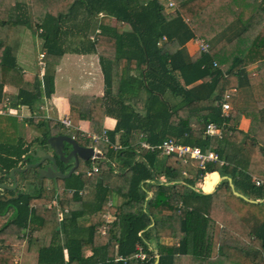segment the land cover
Wrapping results in <instances>:
<instances>
[{
	"label": "trees",
	"instance_id": "trees-1",
	"mask_svg": "<svg viewBox=\"0 0 264 264\" xmlns=\"http://www.w3.org/2000/svg\"><path fill=\"white\" fill-rule=\"evenodd\" d=\"M165 1L31 0L28 8L0 0V109L6 108L1 96L9 82L21 87L15 104L31 108L43 99L41 85L48 95L54 90L47 63H39L46 71L42 78L27 79L17 62L25 32L42 29L47 62L68 52L99 56L104 95L73 94L69 101L89 121L92 135L109 139L92 176V160L81 159L69 178L51 179L55 186L39 177L42 165L16 172L15 190H0V264H28L26 240L30 248L38 245L37 264H204L213 253L216 223L224 224L217 256L226 264H264V0H174L173 12ZM197 38L207 51L188 48ZM81 71L90 75L79 65L69 70L75 79ZM25 80L33 81L31 92ZM232 88L233 102L245 90L253 105L231 102L225 116L221 102ZM107 115L117 119L114 129L105 128ZM243 116L250 119L247 131L237 126ZM27 121L35 126L34 118ZM209 122L225 124L222 138L205 135ZM36 125L40 130L46 123ZM52 135L50 127L38 147ZM168 138L212 150L226 164L202 166L189 155L142 147L143 141L158 145ZM81 140L92 142L85 133ZM37 150L21 137L0 142V171L9 176L12 168L34 162L30 153ZM60 168L66 173L69 165ZM214 171L231 178L234 188L228 179L209 194L196 186ZM19 176L37 179L36 192ZM205 178L213 188L220 180L216 172ZM9 194L18 197L5 199Z\"/></svg>",
	"mask_w": 264,
	"mask_h": 264
},
{
	"label": "crops",
	"instance_id": "crops-1",
	"mask_svg": "<svg viewBox=\"0 0 264 264\" xmlns=\"http://www.w3.org/2000/svg\"><path fill=\"white\" fill-rule=\"evenodd\" d=\"M21 2L26 4V2L24 1H21ZM113 19L116 20L115 18ZM113 26H116V25H113ZM98 32H100V28H97L95 30V33H98ZM95 33H92L91 35ZM92 37L93 36H91V38ZM31 41L35 44L36 47L42 46V39L40 37V34L36 33L33 35L31 31L28 29L25 32V35L20 42L17 62H18L19 67L22 69V72L26 75L25 77L27 79H31V76L36 75V74L41 76L42 78L43 74L46 73V71L42 70L39 65V60H40L39 55L40 53L43 52V50H41L40 48L37 56L33 54ZM187 46L189 49L194 50L195 48H197L198 45L193 41H189V43H187ZM45 62L48 64V68H47L48 74H50V76H53L54 78V90L50 93V95H48L49 92L47 88L41 85L39 90L41 91V95L43 96V99H39V101H37L35 108H31L30 106L24 105V104L16 105L15 104L16 96L18 94V90H20L21 87L19 86L18 83H12L14 85H10V82H9L7 85L4 86L3 94L1 96V102L2 104H4V106H6V108L0 109V116L19 117L21 119L20 125L22 127L21 138H23L26 142H28L27 139L28 137L32 135L33 132L37 134V137L38 135L40 136L41 134L39 133L38 129L36 130L37 132L33 130L31 125L28 123L27 119H29L30 117L37 116L36 121L43 122L45 121L44 120L45 117H48L50 120L51 118L53 119V115L55 116V118L57 117L54 121L57 120L61 122L63 120H70L71 126L69 127L65 126V128H67L68 130L70 128L75 130V132H72V131L70 132L68 130H64V128L52 127L54 126L52 121H51L52 124L51 122L46 123L47 125L51 124L50 127L52 128V131L55 132V134H58L59 132L69 133L72 136H75L79 141H82L81 138H84V133L85 134L90 133V123L88 120H82L80 118L79 107L77 105L71 104L69 101V97L73 94L74 95L75 94L91 95V96H99V97L104 95L106 85H105L104 75L102 72V67L100 64V58L95 53L78 54V53L68 52V53H65L62 56V58H60L58 61L54 60L51 62H47V60L45 59ZM78 65L80 66L81 69L85 68L87 71H89L91 75L90 79L85 80L84 82H80L72 77L71 72H69L70 67H75ZM255 72H256L255 67L249 68L250 75H253ZM92 78H93L92 84H89V80H91ZM23 86H25V89L28 92H31V90L35 87V85L33 84V81H29V80H25ZM236 98L238 99L234 101L235 103L239 104V101H242L244 108L247 107V102L245 101H248V99H247V94L245 90L240 91L237 94ZM249 101H248L249 104L253 105V103H251V99H249ZM38 107L40 108V110L42 111L45 110L46 112L39 114L37 111ZM18 110H23V112L21 114L14 115V111H18ZM40 116L43 117L42 120H39L38 117ZM5 121L6 120H4L3 122L5 123ZM116 123H117V119L112 116L107 115L104 118V126L107 129H110V130L114 129L116 126ZM34 125L37 126L36 123ZM237 126L239 129L247 131L250 127V119L243 116L240 122L237 124ZM58 129H60V131H58ZM78 131H80V135ZM38 146L39 144L37 145L36 149H40L42 147V146L41 147H38ZM216 173L219 175V177L221 176L220 172H216ZM253 178L256 179L255 174L253 175ZM205 179H206V182H208V187L206 186L205 188L210 189V187L212 186L211 181L209 178H205ZM10 185L12 184L10 183ZM218 185H216L213 189L215 190L218 187Z\"/></svg>",
	"mask_w": 264,
	"mask_h": 264
},
{
	"label": "rangeland",
	"instance_id": "rangeland-1",
	"mask_svg": "<svg viewBox=\"0 0 264 264\" xmlns=\"http://www.w3.org/2000/svg\"><path fill=\"white\" fill-rule=\"evenodd\" d=\"M19 1H24V2H26V4L28 5V8H29V6H30V3H31V0H19ZM165 1V0H164ZM166 2V1H165ZM176 4V3H175ZM166 8V7H165ZM176 9H178V6H177V4H176V7H171V8H166V10H167V12H173V11H175ZM101 15V14H100ZM102 16V15H101ZM116 23H117V21L116 20H114V19H112L111 20V25L113 26V25H116ZM33 26L34 27H36L35 25H34V23H33ZM31 30V29H30ZM3 32H5V31H3ZM2 32V33H3ZM31 33H32V31H31ZM33 34V33H32ZM90 34H92V33H90ZM89 34V35H90ZM91 36H93L94 37V34L93 35H91ZM22 37H23V35H22ZM33 40H34V38H33ZM31 45H32V49H33V51H32V53L33 54H35L36 56L38 55V53H39V50H40V48L41 47H36L35 46V44L31 41ZM45 59V58H44ZM39 68V67H38ZM40 68H41V66H40ZM77 78V77H76ZM88 79H90V75H87V73H83V71H81V75H80V77L78 78V79H76V80H78V81H80V82H84L85 80H88ZM92 80L93 79H91V80H89V84H92ZM13 81V80H12ZM60 91H62V90H60ZM236 95V94H235ZM232 101H233V99H232ZM234 106H233V104H232V108H233ZM38 113L40 114V113H45L46 111L44 110V111H42V110H40V108L38 107ZM23 112V110H18V114H21ZM39 118V120H42L43 119V117H38ZM46 118V117H45ZM44 118V122L45 123H50L51 121L53 122V125L54 126H52V127H56V128H64V130H68L67 128H65V126L64 125H61L60 124V121H54L56 118H55V116L53 115V119L51 118V120H48V119H45ZM4 120H6L5 121V123L3 122ZM20 118L19 117H8V116H0V142H3V143H6V144H13L17 139H19L20 137H21V133H22V127H21V125H20ZM52 122H51V124H52ZM35 123H37V121H36V118H35ZM51 124H49V125H47L46 124V126L43 128V129H38L36 126H32L31 125V127L33 128V130L34 131H36L37 129L39 130V133H41L40 134V136L38 135V137H37V134L36 133H32V135L30 136V137H28V139H27V141L31 144V149H36V147H37V145L40 143V139H42L43 138V132H45L46 130H48V128H50V125ZM56 128H54V129H56ZM43 131V132H42ZM68 131H72V132H75V130L74 129H72V128H70ZM37 132V131H36ZM91 144H94L95 146H97L98 148H100L103 152H104V150H105V146H107V142L105 141V140H102V139H99V140H95L94 142H90ZM67 148H69V145L67 144ZM35 159H37V158H34V160ZM263 162V161H262ZM31 163V162H30ZM264 163V162H263ZM262 163V164H263ZM48 165V163H45L44 165H43V167H45V166H47ZM255 166L258 168V167H262L261 165H256L255 164ZM263 171H264V167H263ZM30 173H32V172H30ZM214 173V172H213ZM206 176V175H205ZM221 178H222V176H220V180H221ZM18 179H19V181H20V179L22 180V182L24 181V182H26L25 184H26V186H27V190L29 191V192H33V193H35L36 192V190H35V188H34V183L37 181V179H34L33 177L30 179V178H27V179H23V178H21V176H19L18 177ZM2 180H5V182L8 184V185H10V183H12L13 184V178L12 177H9V176H7L6 174H3V172H1L0 171V184H2V183H4V182H1ZM220 180L218 181V184H219V182H220ZM18 182V181H17ZM21 182V183H22ZM48 182V185L49 186H55L56 185V183H55V181H51V179H48V178H46V183ZM205 182H206V179L204 178V180L203 181H201V182H199L196 186L197 187H201L202 189H204L205 187H206V184H205ZM217 184V185H218ZM13 186V185H12ZM212 186L210 187V189L209 188H205L206 190H212ZM2 188H0V190H1ZM214 190V189H213ZM0 192H3V191H0ZM8 197H10L11 195L9 194V195H7ZM14 196V195H13ZM118 198V195H117V193L115 192L114 193V195H113V197H112V200H113V202L115 203V201H116V199ZM217 224V227L214 229V232H213V253H212V256H211V258H209V260H204V264H226L224 261H223V259H221L219 256H217L218 255V253H217V247H218V233L220 232L219 230H220V227L222 226V225H224V224H218V223H216ZM219 225V226H218ZM25 239H28V238H25ZM28 240H26L25 241V243L23 242L22 244H24V249H23V258H24V260H25V263H28V264H37V257H38V251H37V249H38V245H37V243H36V241H35V243H33L31 246V248H30V246L28 245V242H27ZM165 242H167V243H169V244H171L172 242H173V240H171V239H166L165 240ZM171 242V243H170ZM27 256V257H26ZM18 257V256H17ZM22 260H23V258L22 257H20ZM24 262V261H23Z\"/></svg>",
	"mask_w": 264,
	"mask_h": 264
},
{
	"label": "water",
	"instance_id": "water-1",
	"mask_svg": "<svg viewBox=\"0 0 264 264\" xmlns=\"http://www.w3.org/2000/svg\"><path fill=\"white\" fill-rule=\"evenodd\" d=\"M67 144L69 145L68 149H71L69 153H67ZM97 154L95 152V149L93 146H86V145H81L79 142L75 140L72 136H69L67 134L59 133L52 135L47 138V143H46V148L44 149H39L37 152H31L30 155L33 158H38L39 160L37 162H31L28 163L25 167H15L12 168L9 171V176L13 178V186L8 185L7 183H2L0 184V188H5L8 190H15L18 187V182H17V177H16V172H25L29 168H35L39 167L41 165H44L47 161L51 162V164L41 167L39 169V177L42 178H48V179H65L69 178L71 174L75 171L77 168L79 161L82 160H89L92 156ZM100 155V154H98ZM56 157L64 162L65 164L70 162L71 157L74 159V165L72 168L69 169L67 173L63 172L58 168V162L56 161ZM228 180L231 182V178H228ZM232 184V182H231ZM232 187L233 184L231 185ZM215 190H210L206 192L203 190L204 193L209 194L213 193ZM235 194L240 195L244 198L242 194L234 191ZM18 194H15L14 196L6 197L7 198H17ZM252 202H256L254 200H251ZM158 260L156 261L155 264L158 263Z\"/></svg>",
	"mask_w": 264,
	"mask_h": 264
},
{
	"label": "built area",
	"instance_id": "built-area-1",
	"mask_svg": "<svg viewBox=\"0 0 264 264\" xmlns=\"http://www.w3.org/2000/svg\"><path fill=\"white\" fill-rule=\"evenodd\" d=\"M165 7L167 9L171 8V7H176L175 1L174 0H166ZM101 15H103V14L101 13ZM41 31L42 30H40V32ZM92 39H93V37H92ZM195 43L198 45V47L200 49H202L203 51H207L208 44L205 42V40H203L202 38H197V39H195ZM43 59H44V53H41L39 63L42 67L45 66V62L43 61ZM236 91H237L236 88H232L231 90H227L224 93V96H223L222 102H221V106H222V110H223V115H225V116H228L230 110L232 109V105H231L232 97H233V94L236 93ZM63 123H65L68 126V125H70L71 122H70V120H63ZM224 125H218L214 122H209L206 126V129H205V135H208L211 137H214V136L221 137L223 134ZM95 138H97V137H95ZM105 140L108 142V138H105ZM142 147L145 149L151 150V151L159 149L162 155H171L173 153H176L180 157H182V156L185 157V156L189 155L191 158L199 160L200 164L202 166L205 165L207 162H210V161H219L220 164L225 163L224 161L220 160L218 154L212 150H207V152H202L197 147L192 148L190 146L177 143V141H175V139H173V138H168L158 145H153L149 142L143 141ZM96 159H97L96 157L93 158V161H94L93 165L87 171L88 176H92L94 173L99 172V166L95 162ZM67 212H68V210H67ZM107 219L110 221L109 215L107 216ZM22 236H24L23 233H22ZM141 257L144 258L145 255L142 254Z\"/></svg>",
	"mask_w": 264,
	"mask_h": 264
},
{
	"label": "clouds",
	"instance_id": "clouds-1",
	"mask_svg": "<svg viewBox=\"0 0 264 264\" xmlns=\"http://www.w3.org/2000/svg\"><path fill=\"white\" fill-rule=\"evenodd\" d=\"M39 33H41V32H39ZM41 54V53H40ZM39 57H40V55H39ZM45 58V57H44ZM45 64H46V62H45ZM236 93H234L233 94V97L232 98H234V95H235ZM234 100V99H233ZM233 102V101H232ZM14 115H18V111H14ZM30 118H37V116H35V117H30ZM45 119H48V120H50L48 117H46ZM28 120V119H27ZM60 124H63L64 126H67L65 123H63V121H61L60 122ZM69 126H71V123H70V125H68L67 127H69ZM83 133V132H82ZM224 134H225V126H224V129H223V134H222V136L221 137H219V136H214V137H217V138H222L223 136H224ZM67 135H69V136H72L71 134H67ZM87 135H88V137H91L92 138V142H94L95 140H99V139H102V140H105V138H108L106 135H104V136H98V135H92V133L90 132V133H87ZM73 138H75V140L77 141V142H80L75 136H72ZM95 137H97V138H95ZM106 141V140H105ZM107 142V141H106ZM109 143V139H108V142H107V144ZM86 146H93L94 147V149H95V152L97 153V154H95L94 156H92L90 159L92 160V164H91V167H92V165H93V158L94 157H96L97 159L95 160V162L98 164V159H101V158H103L104 157V152L100 149V148H98L97 146H95L94 144H89V145H86ZM44 148H46V145H44V146H42L40 149H44ZM39 150V149H38ZM37 152V151H36ZM98 154H100V155H98ZM38 159V158H37ZM224 161V160H223ZM210 162H213V161H210ZM225 162V161H224ZM224 164H226V162L224 163ZM224 164H221V165H224ZM99 166V165H98ZM214 172H219V171H214ZM208 173H213V172H208ZM208 173H206V175L208 174ZM222 176V175H221ZM206 177V176H205ZM204 177V178H205ZM223 178L220 180V182L219 183H221V181L222 180H224V179H228L229 177L228 176H222ZM232 180V179H231ZM232 184H233V182H232ZM231 184V185H232ZM219 186V185H218ZM233 186H234V184H233ZM218 188V187H217ZM234 188V187H233ZM202 190H204V189H202ZM216 190V189H215ZM236 192H238V191H236ZM239 193V192H238ZM241 194V193H240ZM243 195V194H242ZM244 196V195H243ZM251 200H253V199H251ZM254 201H260V202H262L263 200H254ZM110 216V215H109ZM113 218H112V216H110V220H112ZM158 256V255H157Z\"/></svg>",
	"mask_w": 264,
	"mask_h": 264
},
{
	"label": "flooded vegetation",
	"instance_id": "flooded-vegetation-1",
	"mask_svg": "<svg viewBox=\"0 0 264 264\" xmlns=\"http://www.w3.org/2000/svg\"><path fill=\"white\" fill-rule=\"evenodd\" d=\"M58 131H60V129H58ZM59 133H60V132H59ZM59 133H58V134H59ZM61 133H63V134H68V133H65V132H61ZM79 144H81V145H85L83 141H80ZM70 150H71V149H68V148H67V151H68L67 153H69ZM38 160H39V159H35L34 162H37ZM56 161L58 162V165H59L58 168H59L60 170H62V169L60 168V165H61V164H65V163L62 162V161H60L57 157H56ZM79 162H80V161H79ZM46 163H48V165L51 164V162H49V161H47ZM65 165H66V166L69 165V169L72 168V166L74 165V159H73V157H71L70 162L67 163V164H65ZM41 166H42V165H41ZM39 167H40V166H39ZM69 169H68L67 171H69ZM66 173H67V172H66Z\"/></svg>",
	"mask_w": 264,
	"mask_h": 264
},
{
	"label": "bare ground",
	"instance_id": "bare-ground-1",
	"mask_svg": "<svg viewBox=\"0 0 264 264\" xmlns=\"http://www.w3.org/2000/svg\"><path fill=\"white\" fill-rule=\"evenodd\" d=\"M204 190L207 191V192L209 191V190H206L205 188H204Z\"/></svg>",
	"mask_w": 264,
	"mask_h": 264
}]
</instances>
